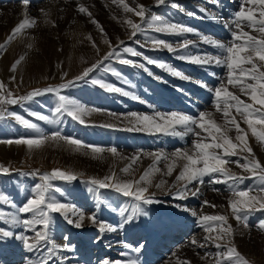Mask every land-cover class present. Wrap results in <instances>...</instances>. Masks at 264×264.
<instances>
[{
  "label": "rangeland",
  "instance_id": "obj_1",
  "mask_svg": "<svg viewBox=\"0 0 264 264\" xmlns=\"http://www.w3.org/2000/svg\"><path fill=\"white\" fill-rule=\"evenodd\" d=\"M125 3L133 8L142 4L151 10L149 15H159L165 18L167 22L190 26L209 39L227 42L231 37L228 29L224 27V22L229 20L231 15L240 9L242 0H219L218 6L209 3L208 0H169V3L159 7L156 6L155 0H125ZM172 3L177 4L178 7H172ZM81 4L92 13L91 18L78 11V6ZM250 6L253 8L254 14L259 18V8L245 5L246 8ZM201 8L207 9L208 13L212 15L201 12ZM41 9L49 13L48 17L44 16ZM188 12H193L195 15L189 16ZM25 17L35 19L37 21L36 25L8 43L6 50L0 51V81L6 85L7 89L12 91L14 96L25 95L37 88L55 86L64 82V80L72 79L75 75H79L84 68L89 67L107 52L108 45L104 43L105 39L110 40L113 45L117 44L119 40H126L125 44L127 46L135 48L157 62L171 65L176 70L192 78L191 81L181 80L156 65H147L141 57H131L125 54L124 58L133 59L138 63H145L153 75H149L140 68L122 65L118 61L112 60L106 62L107 66L112 71L116 67L126 70L131 74L132 79L130 81L124 82L121 81V78H113L112 71H105L101 68L90 74L88 83L79 82L75 87L62 91L61 94L79 102L88 109L102 110L90 111L85 115L84 119L88 122L87 125L75 122L67 116L61 117L60 122L55 124H49L30 116V112H35L53 118L52 113L58 101L55 94L51 93L36 97L32 101L7 106L8 112L19 114L31 120L38 125L40 131L26 129L12 117L0 120V165L11 169L9 175H0V193L5 194L10 201L20 206L25 202L33 186L41 182L38 176L32 175L37 170H39L40 174L51 172L53 169L67 170L80 174L76 181L55 180L52 182L63 190L62 193H55L57 199L75 205L86 217L83 227L76 229L67 224L59 214H54L56 226L52 235L55 243L59 245L64 243L75 245L73 252L61 253L62 256L68 257L67 262L58 261V264H99L105 258L114 261L117 259H135L137 256L140 264H182L184 261H190V264H214V256H206L205 254L215 253V247L208 244L205 248H199L191 244V240L195 238L203 243L205 235H215V232L211 234L204 232L200 226L199 217L217 214L228 217V223L232 225L234 230L231 243L236 246L237 250L251 264H264V231L256 226L257 221L264 218V213H254L249 218V227L244 228L233 217L228 205L229 199L233 198L228 186L223 183H209L207 177H205L204 184L196 185L200 188L198 196H189L182 201L173 199L172 196L167 194V191L169 188L173 193L175 191L172 186L176 184L175 177L180 171L179 166L173 172V176H165L161 173L153 175V185L161 180L166 181L165 185L167 188L165 189L167 191H156L154 186L150 188V191L157 193V199L163 201V203L144 206L148 216L142 217L136 226H127L125 230L114 233L106 232L99 243H97L95 241L100 234L97 232V227L87 219L89 215L95 212L99 219L118 224L121 217L118 211H113L112 209L127 206L130 201L114 191L99 190L100 196L112 207L109 208L106 205L97 207V195L89 192L88 188L90 185L83 181L93 177L102 179L106 175L101 172L108 171V168L112 167V165L114 166L111 171H115L122 179H138L154 163L153 157L148 155L149 153L162 152L170 154L177 148L191 146L194 139L192 135L179 138L125 130L131 126L129 120L132 118L129 114L152 115L155 111H160L163 113L180 112L195 116L199 111L203 110L215 112L212 107V93L199 87L197 81L216 86L219 83L218 78L226 77V69L214 64L207 66L195 65L182 61L177 57L186 54H216L218 50L209 44L203 43L200 36L196 34L174 35L147 30L145 33L137 34L135 38L130 39V31L126 34L123 31L124 27H126L125 19L133 18L134 14L125 13L118 3H113V0H30L27 7L22 4V0H0V44L5 43L11 30ZM92 19L99 22V25L104 30L103 33L90 21ZM86 23H89L93 29V31L91 30V39H85V37L82 39L79 34L75 35V31L79 27L84 29ZM244 30L250 34L258 35V33L247 27ZM38 33H46L48 39L47 47L41 48L39 45L32 43ZM156 39H162L172 44L173 47L187 39L194 41L196 46H189L187 49H179L175 53H170L162 47L154 50L153 41ZM93 41L96 47H93ZM28 44H32V47L28 48ZM91 45L92 47H90ZM97 48L99 51H97ZM90 49H95L96 54L98 53L97 57H90ZM20 56H24L25 59L18 65L16 72L13 73L10 71L11 65ZM68 58H72V61L69 62ZM4 59L9 61L6 66L2 65ZM69 63L71 64L69 65ZM66 71L68 75L62 79L61 77ZM213 73H215V76ZM101 74L106 75L104 80L100 79ZM13 75L16 77L14 81L10 79ZM155 77H160L161 79L158 80ZM91 79H100L138 96L139 99H132L131 96H124L121 93L109 92L98 85H93L90 82ZM229 90L241 95V99L247 101V97L240 94L238 89L230 87ZM91 118L93 121L90 120ZM215 119L217 122H223V118L219 113L215 114ZM104 124L117 126L111 128L100 126ZM241 127L248 131V143L252 147L255 157L261 163H264V144L259 143L251 135L247 125L242 121ZM257 127L259 128L260 126L258 125ZM55 131H60L64 136L77 138L85 145H100L99 147L105 149V151L100 154L93 153L91 148L88 147L77 149L64 141L49 140L43 144L44 147L53 146L55 142L58 148H62L64 152L69 151V153L75 154L73 156L76 158L71 156L69 163L66 158H63L61 153L53 156L46 153L43 159H53L51 162H47L38 160V158L34 159L33 155L38 153L36 150L38 148L30 150L23 144H8L5 142L10 139L14 141L20 137H35L41 134L50 136ZM230 135L234 137L235 132H231ZM111 147L117 148L119 151L118 155L113 156L106 151ZM137 154H139L140 158L132 165V176L122 173L120 170L128 165L131 162V158ZM99 156L102 158H99ZM99 159H102L99 163L94 161ZM232 159L235 160L236 157ZM64 161L66 164L63 163ZM85 163H89V166L83 165ZM166 163V161L161 160L158 166L165 170ZM182 163V161L179 162V164ZM227 167L238 175H249L235 164L230 163ZM158 178L160 179L158 180ZM155 180L157 181L155 182ZM254 183L253 179H245L239 187H250ZM170 184L171 186H169ZM205 200L216 207L204 204L203 201ZM177 203L186 206L188 211L175 208L174 205ZM0 208L4 211H15L14 208L8 205H0ZM192 212H196L197 215L193 216ZM0 227H6V225L0 222ZM14 231L19 233L24 230L16 228ZM25 234L34 235L32 232H25ZM65 236L68 237L67 241L64 240ZM123 242L133 246L143 243L145 249L137 254L131 252L130 249H125ZM121 252H129V255L122 257L120 255ZM39 256L40 253L27 252L19 241L10 240L0 244V264H27L28 259L35 260ZM202 257L204 258L202 259Z\"/></svg>",
  "mask_w": 264,
  "mask_h": 264
},
{
  "label": "snow or ice",
  "instance_id": "obj_2",
  "mask_svg": "<svg viewBox=\"0 0 264 264\" xmlns=\"http://www.w3.org/2000/svg\"><path fill=\"white\" fill-rule=\"evenodd\" d=\"M208 2L216 6L219 5V0H208ZM29 3L30 0H22V4L25 7ZM113 3H118L125 13H133L136 17L140 18L139 23L134 22L131 18L125 19L126 25L131 29L130 39L135 38L137 34L145 33L147 30L174 35L196 34L200 36L203 43L215 47L218 52L216 54L179 55L177 58L195 65L207 66L214 64L222 67L226 69V77L218 78L219 83L216 86H210L206 82L197 81L199 87L212 93V107L215 112L203 110L199 111L195 116L187 113H163L160 111H155L152 115L129 114L132 119L129 120L131 126L125 129L127 131H141L153 135L162 134L179 138L192 135L194 139L190 147L177 148L170 154L162 152L149 153L148 155L153 157L154 163L138 179L125 180L117 175L115 171H111L110 174L102 179L93 177L83 181L90 185L88 191L97 195V207L105 205L109 208L112 207L111 204H107L106 200L100 196L99 190L114 191L116 194L128 198L130 201V204L127 206L112 209L113 211H118L121 217L118 224H112L106 220L99 219L95 212L87 217L97 227V232L100 234L95 242L99 243L106 232L114 233L125 230L127 226H136L142 217L148 216V212L144 206L163 203V201L157 199L155 192L150 191V188L154 186L157 189H161L166 184V181L161 180L159 183L153 185L152 177L155 173L171 176L178 166L180 171L175 177L176 184L172 186L175 191L173 193L169 189L167 191L168 195L180 201L186 200L189 196L196 197L200 194V188L196 185L204 184L205 177L208 178L209 183L226 184L233 195V198H230L228 201L232 215L244 228H248L249 218L254 213H264V163H261L255 157L253 149L248 143V131L241 127L242 121L247 125V129L250 130L251 135L259 143L264 144V0H242L240 9L235 11L230 19L224 22V27L228 29L231 37L227 42L209 39L190 26L167 22L165 18L159 15H149L148 10L142 4L133 8L125 3V0H113ZM167 3H169V0H155L157 7ZM245 5L258 7L259 18L254 14L252 7L246 8ZM171 6L178 7L175 3H172ZM78 11L90 18L92 16L88 8L82 4L78 6ZM200 11L205 12L207 15H212L208 13L207 9L201 8ZM41 12L45 17H48L49 13L47 11L41 9ZM187 14L189 16L195 15L193 12H188ZM91 22L103 33L104 30L98 21L92 19ZM36 23L35 19L25 17L11 30L5 43L0 44V51L6 50L8 43L23 35L27 29L35 26ZM53 26L55 25L53 24ZM245 27L252 29L258 35L245 31ZM88 39H91V37H88ZM104 43L108 45L109 50L100 59L96 60L89 67L84 68L79 75H76L72 79L64 80V82L58 85L37 88L25 95L14 96L12 91L7 89L6 85L0 81V120L12 117L24 128L39 132L40 130L36 123L19 114L8 112L7 106L32 101L36 97L51 93L55 94L58 101L52 113L53 118L35 112H30V116L49 124L59 123L61 117L67 116L75 122L87 125L88 122L84 119V116L90 111L102 110L88 109L61 93L65 89L75 87L79 82L88 83L90 74L98 69L103 68L105 71H112L106 64V62L112 60H116L122 65L140 68L149 75H153V73L146 67V64L156 65L184 81H191L192 79L189 75L183 74L171 65L157 62L135 48L127 46L123 40H119L117 44L113 45L110 40L105 39ZM153 45L154 50L162 47L170 53H175L179 49L196 46V43L186 39L181 44L173 47L172 44L162 39H156L153 41ZM31 47L32 44H28V48ZM93 47H96L94 41ZM97 51H99L98 48ZM125 54L131 57H141L146 64L124 58ZM24 59V56L16 59L11 65L10 71L16 72L18 65ZM116 74L118 75L119 73ZM213 75L215 76V73ZM66 76L67 73H64L62 79ZM155 78L161 79L160 77ZM10 79L14 81L16 77L13 75ZM90 82L109 92L121 93L124 96H131L132 99H139L138 96L102 80L91 79ZM230 87L238 89L240 94L247 97V101L241 99V95L230 91ZM178 90L183 91L182 89ZM216 113L222 116V123L217 122L215 119ZM258 125L260 126L259 128L257 127ZM100 126L115 127L112 124ZM233 131L235 132L234 137L230 135ZM49 140L64 141L66 144L75 146L77 149L88 147L91 148L93 153L105 151V149L99 146L85 145L77 138L64 136L60 131H55L50 136L41 134L35 137H20L14 141L10 139L5 142L8 144H23L31 150L40 148ZM107 151L113 156L118 155L116 147L108 148ZM233 157H236V159L233 160ZM139 158V154L132 157L131 162L120 171L132 176V165ZM161 160L167 162L165 170H162L158 166ZM181 161L183 163L179 164L178 162ZM230 163L237 165L244 173H248L249 175L241 176L231 171L227 167ZM10 173V168L0 165V175H9ZM32 175L38 176L41 182L33 186L22 205L17 206L5 194L0 193V205H8L15 209V211H4L0 208V222L6 225V227H0V244L15 240L21 242L27 252L40 253V256L35 260L28 259L27 264H58V261L67 262L68 257L62 256L61 253L73 252L75 245L68 243L59 245L55 243L52 235L56 226L54 214H59L67 224L76 229L83 227L86 217L75 205L57 199L55 193H62L63 190L52 182L55 180L65 182L76 181L80 174L67 170L53 169L51 172L43 174H40L39 170H37ZM245 179H253L255 183L250 187L240 188L239 185ZM203 203L216 207L215 205H210L206 200ZM174 207L182 211H188L187 207L180 203L175 204ZM192 215L196 216L197 213L192 212ZM199 223L205 233L211 234L215 232L216 234L205 235L203 243L193 238L191 244L199 248H205L208 244L214 246L216 249L215 253L205 254L206 256H214V264H251L237 250L236 246L231 243L234 230L232 225L228 223L226 215H202L199 217ZM256 226L264 231V218L259 219ZM16 228H22L24 231L17 233L14 231ZM25 232H32L34 235L29 236ZM64 240L67 241L68 237L65 236ZM123 247L137 254L143 252L145 249L143 243L133 246L123 242ZM120 255L127 257L129 252H121ZM99 264H140V261L138 256L135 259H117L114 261L105 258ZM182 264H190V261H184Z\"/></svg>",
  "mask_w": 264,
  "mask_h": 264
},
{
  "label": "bare ground",
  "instance_id": "obj_3",
  "mask_svg": "<svg viewBox=\"0 0 264 264\" xmlns=\"http://www.w3.org/2000/svg\"><path fill=\"white\" fill-rule=\"evenodd\" d=\"M29 6V5H28ZM251 7V6H250ZM147 10H148V14L150 13V9H148V8H146ZM153 11V10H152ZM131 16V15H130ZM95 17V16H94ZM132 17V16H131ZM130 18V17H129ZM98 19V18H97ZM131 19H133L134 20V22H137V23H139L140 22V18L139 17H136L135 15H134V17L133 18H131ZM123 20V19H122ZM91 21V20H90ZM90 21H88V22H90ZM87 22V21H86ZM120 22V21H119ZM72 24V23H71ZM71 24H68V25H71ZM78 24V23H77ZM116 24H118L117 22H116ZM75 25V24H74ZM73 25V26H74ZM72 26V25H71ZM85 27H84V29H82V27H79L78 28V30H76L75 32H76V34L75 35H78L79 34V36L80 37H82V39H83V37H85V39L86 38H88V37H91V30L93 31V29L91 28V25L89 24V23H86L85 25H84ZM96 26V25H95ZM76 27V26H75ZM72 28H74V27H72ZM110 28V27H109ZM125 28V29H124ZM123 29H124V33L126 34L127 32H129V34L131 33V29L126 25V27H124ZM51 29V28H50ZM97 29V28H96ZM107 30V29H106ZM108 31V30H107ZM41 32V31H40ZM119 32V31H118ZM50 33V32H49ZM70 33V32H69ZM71 33H72V31H71ZM94 33V32H93ZM96 33V32H95ZM116 33V32H115ZM56 34V33H55ZM72 34H74V33H72ZM96 35V34H95ZM106 35V34H105ZM116 35V34H115ZM128 35V34H127ZM34 36V35H33ZM73 36V35H72ZM100 36V35H99ZM98 36V37H99ZM103 36V35H102ZM120 36V35H119ZM125 36V35H124ZM31 37V36H30ZM36 38H35V41H33L32 43H35V44H37V45H39V47H41V48H44L47 44H48V39H47V35H46V33H41V34H37L36 36H35ZM117 37V36H116ZM122 37V36H121ZM127 37V36H126ZM125 37V38H126ZM77 38V37H76ZM123 38V37H122ZM67 39V38H66ZM80 39V38H79ZM101 39V38H100ZM72 40V39H71ZM76 40H78V39H76ZM97 40H98V38H97ZM125 40V39H124ZM83 41V40H82ZM118 41V40H117ZM126 41V40H125ZM70 42V41H69ZM103 42V41H102ZM51 43H52V41H51ZM54 43H56V42H54ZM86 43V42H85ZM93 44V43H92ZM54 45H56V44H54ZM85 45V44H84ZM105 46V45H104ZM35 47V46H34ZM47 47V46H46ZM89 47V46H88ZM90 47H92V45L90 46ZM39 49V48H38ZM103 49V48H102ZM91 51H89V55H90V57H97V54H96V51H95V49H90ZM106 50V49H105ZM109 50V48H107V51ZM88 51V50H87ZM102 51V50H101ZM66 52V51H65ZM64 52V53H65ZM68 52H69V50H68ZM76 52V51H75ZM74 52V53H75ZM106 52V51H105ZM104 52V53H105ZM103 53V52H102ZM101 53V54H102ZM59 55V54H58ZM68 55V54H67ZM78 55V54H77ZM76 55V56H77ZM70 56V55H69ZM100 56V55H99ZM103 56V55H102ZM85 57H87V56H85ZM66 58V57H65ZM89 58V57H88ZM69 59V58H68ZM54 60V59H53ZM57 60V59H56ZM60 60H62V59H60ZM74 60V59H73ZM91 60V59H90ZM96 60V59H95ZM59 61V60H58ZM64 61H65V59H64ZM72 61V58H70L69 59V62H71ZM9 61L7 60V59H4V62H2V65L3 66H6L7 65V63H8ZM67 62V61H66ZM65 62V63H66ZM60 63H61V61H60ZM68 63V62H67ZM64 64V63H63ZM71 63H69V65H70ZM66 65V64H65ZM64 65V66H65ZM63 67V66H62ZM68 68V67H67ZM68 69H70V68H68ZM79 69V68H78ZM68 71V70H67ZM66 71V73H68ZM76 71V70H75ZM63 72V71H62ZM112 73V77L114 78H116V77H118V78H121V81H130L131 79H132V77H131V74L129 73V72H127L126 70H124V69H118L117 67L116 68H114L113 69V71L111 72ZM116 73H119L118 75L116 74ZM70 74V73H69ZM72 74V73H71ZM70 74V75H71ZM63 75V74H62ZM68 75V74H67ZM73 75V74H72ZM76 76V75H75ZM106 75H104V74H101V76H100V79H102V80H104V77H105ZM70 77V76H69ZM108 77V76H107ZM62 78V77H61ZM71 79V78H70ZM99 79V80H100ZM95 117H97V116H95ZM95 117H93V118H95ZM108 117V116H107ZM90 120H92L93 121V119L91 118ZM105 121V120H104ZM95 122H96V120H95ZM93 123V122H92ZM105 123V122H104ZM115 126H117V125H115ZM50 143V142H49ZM54 145L52 146V145H50V147L49 146H45L44 147V145L42 146V147H40V148H38V149H36L37 150V152L38 153H35L33 156H34V159L35 158H38V160H42V161H47V162H51L52 160L50 159H43V157H44V154H46V153H49L50 155H58V153H61V155L63 156V158H66L67 159V161L70 163V157L71 156H73V155H75V154H73V153H69V151H63V149L62 148H58V146L57 145H55V142L53 143ZM100 146V145H99ZM107 151V150H106ZM119 152V151H118ZM63 153V154H62ZM100 154V153H99ZM59 156H60V154H59ZM48 157V156H47ZM74 157V156H73ZM113 157V156H112ZM40 158V159H39ZM51 158V157H50ZM74 158H76V157H74ZM99 158H102V157H100L99 156ZM73 159V158H72ZM55 160H56V158H55ZM94 161H96V162H101L102 161V159H99V160H94ZM55 162V161H54ZM87 162V161H86ZM63 163H65V161L63 162ZM89 163H90V161H89ZM89 163H85V164H83V165H88ZM109 163V162H108ZM107 163V164H108ZM179 163V162H178ZM66 164V163H65ZM68 164V163H67ZM110 164H113V163H110ZM89 166V165H88ZM113 166L114 165H112V167H109L108 169V171H102L101 173H103L104 175H108V174H110V172H111V170L113 169ZM116 169V168H115ZM163 169V168H162ZM102 170V169H101ZM179 170V169H178ZM160 173H158L157 175H159ZM172 176H173V174H172ZM167 178V177H166ZM170 178V177H169ZM172 178V177H171ZM155 179H156V177H155ZM160 178H158V180H159ZM157 180H155V182H156ZM170 182V181H169ZM172 182V181H171ZM176 183V182H175ZM173 184V183H172ZM168 185V184H167ZM166 186V185H165ZM165 186H162V188L161 189H157V188H155V190L156 191H162V190H166L167 191V189H165V188H167V186L165 187ZM169 186H171V184L169 185ZM173 188V187H172ZM170 189V188H169ZM157 194V193H156ZM159 194V193H158ZM161 194V193H160ZM87 246H89L88 244H87ZM88 249V248H87ZM89 251V250H88Z\"/></svg>",
  "mask_w": 264,
  "mask_h": 264
}]
</instances>
